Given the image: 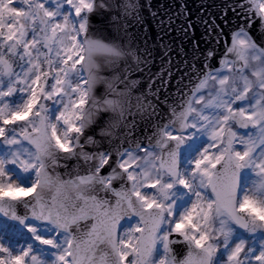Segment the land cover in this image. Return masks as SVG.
I'll use <instances>...</instances> for the list:
<instances>
[{"label":"snow or ice","instance_id":"1","mask_svg":"<svg viewBox=\"0 0 264 264\" xmlns=\"http://www.w3.org/2000/svg\"><path fill=\"white\" fill-rule=\"evenodd\" d=\"M201 12L0 0V264H264V0Z\"/></svg>","mask_w":264,"mask_h":264},{"label":"water","instance_id":"2","mask_svg":"<svg viewBox=\"0 0 264 264\" xmlns=\"http://www.w3.org/2000/svg\"><path fill=\"white\" fill-rule=\"evenodd\" d=\"M220 3V0H140L142 5V18L146 19V21L151 25V31L149 32V36L153 38V40L158 35L159 25H156L153 22V15L156 14L158 19L165 18L166 16H173L176 19V14L179 11V19H176V23L172 25V31L168 32L165 29V39L169 43H173L174 47L183 46L185 50H190L192 45L189 43L190 40H198L200 41L201 47H203V30L199 26L196 27L194 32H189L186 37L183 30L182 25L186 18L195 19L200 18L202 15L201 7L204 5H212L213 3ZM181 5L186 6V10L188 13V17L185 16V7H181ZM150 6V8H149ZM215 14L218 9H208ZM106 16L95 15L92 16L91 22L95 25L105 27L107 22ZM131 23V21H129ZM178 29H180L178 31ZM158 70V68L153 69ZM141 132H143V128H141ZM134 218H126L122 224H126L129 220Z\"/></svg>","mask_w":264,"mask_h":264},{"label":"rangeland","instance_id":"3","mask_svg":"<svg viewBox=\"0 0 264 264\" xmlns=\"http://www.w3.org/2000/svg\"><path fill=\"white\" fill-rule=\"evenodd\" d=\"M22 99H23L22 94H19V93L15 94L14 102L19 103V102L22 101ZM10 102H13V100L10 99ZM51 110L54 111L55 110V106H53V108ZM184 150H186L184 158L187 159L192 154V152L195 150V144L189 145ZM6 151H7L6 147L3 146V145H0V155L4 154ZM26 178L27 177H22V179H26ZM178 203H179V201H178Z\"/></svg>","mask_w":264,"mask_h":264}]
</instances>
